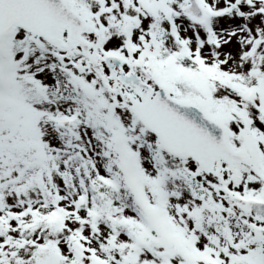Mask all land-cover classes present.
<instances>
[{
  "label": "snow or ice",
  "instance_id": "1",
  "mask_svg": "<svg viewBox=\"0 0 264 264\" xmlns=\"http://www.w3.org/2000/svg\"><path fill=\"white\" fill-rule=\"evenodd\" d=\"M0 264H264V0H0Z\"/></svg>",
  "mask_w": 264,
  "mask_h": 264
}]
</instances>
